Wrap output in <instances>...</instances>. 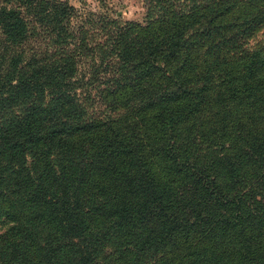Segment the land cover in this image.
Listing matches in <instances>:
<instances>
[{"label":"trees","instance_id":"16d2710c","mask_svg":"<svg viewBox=\"0 0 264 264\" xmlns=\"http://www.w3.org/2000/svg\"><path fill=\"white\" fill-rule=\"evenodd\" d=\"M145 8L0 0V264H264V0Z\"/></svg>","mask_w":264,"mask_h":264},{"label":"rangeland","instance_id":"374dc122","mask_svg":"<svg viewBox=\"0 0 264 264\" xmlns=\"http://www.w3.org/2000/svg\"><path fill=\"white\" fill-rule=\"evenodd\" d=\"M72 6L78 9L94 11H106L117 15L123 21L143 23L145 20L146 0H67ZM264 46V28L250 39L249 48L256 49ZM99 111H105L104 106L97 105ZM102 264V263H100ZM104 264H107L104 262Z\"/></svg>","mask_w":264,"mask_h":264}]
</instances>
